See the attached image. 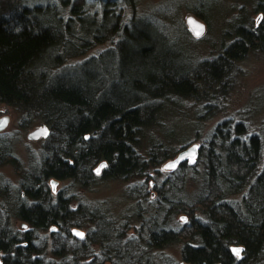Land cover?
<instances>
[{"label": "trees", "instance_id": "16d2710c", "mask_svg": "<svg viewBox=\"0 0 264 264\" xmlns=\"http://www.w3.org/2000/svg\"><path fill=\"white\" fill-rule=\"evenodd\" d=\"M133 2L0 0V104L18 111L23 126L39 121L51 130L43 158L28 168L12 159L6 141L0 144V161L8 159L19 170L20 189L26 192L10 210L0 208V264H158L153 252L173 244H181L187 264H264V139L248 135L242 123L218 124L203 143L198 164L179 165L156 186L155 201L138 184L129 188L144 204L137 203L134 214L139 228L131 226L132 216L123 222L108 219L103 226L102 214L85 205L74 208L70 195L52 200L42 193L50 178L90 182L92 166L102 161L108 163L105 179H148L154 166L171 157L168 147L158 145L148 157L140 153L148 122L140 102L124 105L108 90L96 88V70L62 73L71 66L67 61L107 42L106 36H127L138 17L124 23L122 9ZM252 4L262 17L258 23L243 17L234 31L223 34L222 51L211 64L214 83L250 53L264 54V0ZM193 12L208 21L205 14ZM167 68L160 75L149 72L163 95L171 89L190 97L202 89L201 76ZM188 181L199 185L192 199L181 191ZM182 213L189 223L174 224L175 215ZM9 214L31 229L12 227ZM52 226L57 232L45 239L42 233ZM75 227L89 231L78 238L71 231ZM236 246L244 248L240 256L233 252Z\"/></svg>", "mask_w": 264, "mask_h": 264}, {"label": "rangeland", "instance_id": "374dc122", "mask_svg": "<svg viewBox=\"0 0 264 264\" xmlns=\"http://www.w3.org/2000/svg\"><path fill=\"white\" fill-rule=\"evenodd\" d=\"M133 1V5H123L122 17L124 23L138 17L134 29L120 40L119 37L106 36L107 42L94 44L84 55L67 61L65 65L71 66L63 68L62 73L96 70V88L108 90L114 99L124 105L140 102L148 120L140 153L148 157L152 147L158 145L168 147L171 157L154 166L148 179L143 177L126 181L103 178L105 168L96 173L100 164L97 163L92 166L93 180L86 184L61 180L53 195L64 190L73 198L74 208L85 205L97 210L103 215L100 219L103 226L109 225L108 219L123 222L126 216H132L131 226L139 228L134 214L137 203L141 207L144 204L140 202L141 198L136 197L135 191H130L132 185L138 184L136 186L142 189L141 192L155 201L158 197L156 186L176 169H167L165 165L189 146H204L213 129L224 121L242 123L248 135L258 134L264 139V54L250 53L236 62L230 72L225 69L229 75L214 83V77L210 74L211 64L222 51L223 34L234 31L244 18L248 23L249 20L257 22L260 14L253 11L252 4L257 0ZM193 10L205 14L208 21L198 17ZM188 16H194L204 23L203 35L194 36L186 23ZM92 56L96 57L94 63L84 62ZM165 67H168L166 72L182 70L195 77L201 76L204 81L202 89L190 94V97L179 91L170 92L171 89H166L168 95H163L164 92L158 88L161 86L151 83L149 72L160 75ZM138 81L143 83L140 88L135 86ZM4 118H8V123L0 134L10 140L12 153L20 160V168H26L31 162H40L47 140L30 141L27 136L43 123L37 121L23 126L18 111L0 104V122ZM5 161L3 164L0 162V208L10 210V205L18 200L24 190L18 187L21 178L19 170L8 159ZM178 185L175 183V186ZM198 186L188 181L182 185V194L192 199ZM48 187L52 191L50 181ZM6 190L8 193H4ZM173 191L174 194L178 193L175 188ZM6 216L12 227L24 229L22 221L10 214ZM174 221V224L181 225L190 220L187 214L182 213L176 214ZM77 228L83 230L85 235L89 231V227ZM128 234L133 235L134 231L130 230ZM42 235L45 239L49 238V231ZM153 258L158 264L170 262V259L175 264H182L181 244L153 252Z\"/></svg>", "mask_w": 264, "mask_h": 264}, {"label": "water", "instance_id": "95a60500", "mask_svg": "<svg viewBox=\"0 0 264 264\" xmlns=\"http://www.w3.org/2000/svg\"><path fill=\"white\" fill-rule=\"evenodd\" d=\"M262 15L260 14L259 17H258V20L257 22L261 19ZM194 21L195 24L197 25H202L203 26V32L201 35H203L204 31H205V25L203 22H201L200 20H198L196 17L194 16H188L186 18V23L189 27V29L192 31V33L194 34V36L196 37H200L201 35L197 36L195 34V31L193 30V25L189 23V21ZM6 123H3L2 126H0V131H2L4 128H6L7 126V123H8V118H4V120H2L1 122H5ZM50 135V128L48 125L44 124V125H41V126H38L36 127L35 129H33L32 131L29 132L27 138L30 140V141H35V140H38V139H41V138H46ZM200 149H201V146L199 145H192V146H189L185 149H183L175 159H173L172 161H169L165 167L167 169H175L177 168L179 165L183 164V163H188L189 166H194L196 163H197V159L199 157V154H200ZM104 166V167H101V166ZM108 165L107 161H102L98 168L97 169H100V171L105 168L106 166ZM99 171V173H100ZM97 172V170H96ZM54 186H55V183H53ZM183 219L185 220V217H183ZM73 234L77 237H80V238H83L85 236V232L83 230H81L80 228H74L72 230ZM77 233H82L83 236H80V235H77ZM233 249H240L241 252H240V255L242 254L244 248L242 246H236V247H233ZM239 255V256H240ZM182 264H187L185 262H182Z\"/></svg>", "mask_w": 264, "mask_h": 264}, {"label": "flooded vegetation", "instance_id": "af4514ba", "mask_svg": "<svg viewBox=\"0 0 264 264\" xmlns=\"http://www.w3.org/2000/svg\"><path fill=\"white\" fill-rule=\"evenodd\" d=\"M50 135H51V130H50ZM50 135L48 136V137H46V138H44L45 140H47L48 141V139H49V137H50ZM6 141L10 146H11V143H10V140H8L7 138H3L2 137V135L0 134V144H1V142H3V144H4V141ZM0 148H2L1 146H0ZM8 148H10V147H8ZM12 159L15 161V162H17V165L18 166H20L19 164H20V160H19V158L18 157H16L13 153H12ZM2 164L4 163V161H0ZM31 164V163H30ZM29 164V165H30ZM29 165L27 166V168L29 167ZM108 166V165H107ZM106 166V167H107ZM105 167V168H106ZM97 170V169H96ZM96 170H95V172H96ZM104 170V169H103ZM97 173V172H96ZM48 181H50V184H51V187H52V191H50L49 190V187H48ZM48 181L46 182V184H44V185H42V193H44V194H46V195H48L49 196V198H51L52 200H55V199H58L59 198V195L61 194L62 196H63V198H65L66 197V193H65V191L64 190H61V191H59L58 193H56V195H53V193H55L56 192V188H57V183L59 182V181H61V180H59V179H56V178H50V179H48ZM22 182H23V180H22V178H20V185L18 186L19 188H20V186H21V184H22ZM53 183H55V186H54V184ZM25 191L24 192H22V196L23 197H25ZM184 220V219H183ZM22 225H23V231H27V230H30L31 228H30V225L27 223V222H24V221H22ZM57 227L56 226H52L50 229H49V234H54L55 232H57L56 229ZM74 229V228H73ZM72 229V230H73ZM19 230V229H18ZM71 230V231H72ZM22 231V230H21ZM73 233V232H72ZM78 238H80V237H78ZM84 238V237H83ZM22 245L23 246H26L27 245V243H22Z\"/></svg>", "mask_w": 264, "mask_h": 264}, {"label": "snow or ice", "instance_id": "6c2138e0", "mask_svg": "<svg viewBox=\"0 0 264 264\" xmlns=\"http://www.w3.org/2000/svg\"><path fill=\"white\" fill-rule=\"evenodd\" d=\"M189 23L193 25V30L195 31V34H196L197 36H199V35L202 34V32H203V26H202V25H197V24H195L194 21H191V20L189 21ZM3 123H6V121H5V122H0V126H2ZM101 167H104V166L102 165ZM99 171H100V169H97V173H98V174H99ZM77 235L83 236L82 233H77ZM233 252H234L237 256H239L241 250H240V249H233Z\"/></svg>", "mask_w": 264, "mask_h": 264}]
</instances>
